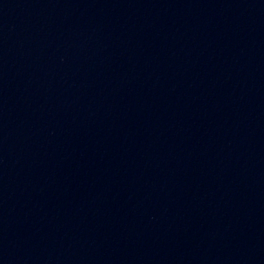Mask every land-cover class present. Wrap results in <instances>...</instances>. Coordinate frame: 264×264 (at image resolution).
<instances>
[{
  "label": "water",
  "instance_id": "95a60500",
  "mask_svg": "<svg viewBox=\"0 0 264 264\" xmlns=\"http://www.w3.org/2000/svg\"><path fill=\"white\" fill-rule=\"evenodd\" d=\"M0 264H264V0H0Z\"/></svg>",
  "mask_w": 264,
  "mask_h": 264
}]
</instances>
